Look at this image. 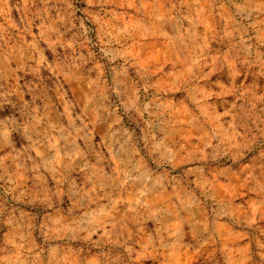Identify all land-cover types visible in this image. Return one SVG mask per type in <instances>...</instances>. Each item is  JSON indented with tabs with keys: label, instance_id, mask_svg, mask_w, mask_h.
<instances>
[{
	"label": "clouds",
	"instance_id": "9594fccd",
	"mask_svg": "<svg viewBox=\"0 0 264 264\" xmlns=\"http://www.w3.org/2000/svg\"><path fill=\"white\" fill-rule=\"evenodd\" d=\"M261 222L264 0H0V264H264Z\"/></svg>",
	"mask_w": 264,
	"mask_h": 264
},
{
	"label": "rangeland",
	"instance_id": "374dc122",
	"mask_svg": "<svg viewBox=\"0 0 264 264\" xmlns=\"http://www.w3.org/2000/svg\"><path fill=\"white\" fill-rule=\"evenodd\" d=\"M221 183H223V181H221ZM242 195L246 194L242 193ZM200 215L201 217H207L208 213L207 211H202ZM261 226L264 227V222H261ZM185 238L190 239L191 237L190 235H188ZM104 251L107 253V256L102 257L101 264H105V260L111 261L112 257L117 254L121 256V264H123V254L120 252L119 249L112 248L110 245H105ZM212 253L213 247L210 244L199 249H188L186 255L181 257L180 264H207V261L204 259V257L207 256L210 258ZM155 259L156 254H153L152 257L141 259L140 261H138V264H153V261Z\"/></svg>",
	"mask_w": 264,
	"mask_h": 264
}]
</instances>
